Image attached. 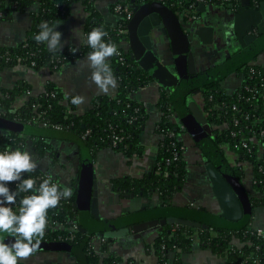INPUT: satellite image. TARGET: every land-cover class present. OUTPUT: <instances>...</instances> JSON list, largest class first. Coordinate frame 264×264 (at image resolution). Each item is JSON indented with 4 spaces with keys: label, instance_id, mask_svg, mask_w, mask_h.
Segmentation results:
<instances>
[{
    "label": "trees",
    "instance_id": "16d2710c",
    "mask_svg": "<svg viewBox=\"0 0 264 264\" xmlns=\"http://www.w3.org/2000/svg\"><path fill=\"white\" fill-rule=\"evenodd\" d=\"M96 1L0 0V23L12 13L27 11H30L33 19L31 30L21 43L15 46H0V72L7 67L30 65L31 62L35 63L34 69L48 67L54 72L58 57L63 59V64H67L80 55L91 53L93 49L87 44L75 55L70 50L52 53L46 49L43 42L35 40V36L41 31L39 27L41 22H47L51 27L54 22L67 16L72 4L80 3L87 15L84 28L86 37L93 28L102 27L107 33L105 42L117 46L119 54L111 57L109 63L118 83L116 95L114 97L100 95L93 100L89 110L77 114L74 112L75 105L71 104V98L65 100L52 83L48 82L45 91L38 96L28 95L29 88L24 85L13 90H1L0 117L16 119L23 126H27L30 121L31 127L38 128H41L40 123H46L48 128L42 129L63 134L64 139L68 140L73 136L84 137L93 159L103 149H112L128 159L140 157L143 147L139 143V134L148 114L143 104L134 99L133 93L139 88L150 85L152 79L130 59L129 52H125L120 47L127 35H118V30L127 29L128 22L120 18L114 27L103 25L96 8ZM191 1L165 0V3L171 11L178 14L188 10ZM262 1L259 0L260 3ZM132 2L140 4L141 0H117L111 11L115 12L114 7L117 5L130 7ZM34 8L36 10L32 11ZM256 43L260 45L254 48L252 44L241 52L247 54L245 61L234 67L233 72L242 74L244 79L242 87L233 94H226L220 86L225 75L217 80H202L198 85L190 80V86L185 92L186 96L180 99L179 107L175 106V100H171L170 93L160 90L157 108L161 113V120L157 124L156 133L162 139L153 172L150 176L141 178H118L111 181L114 191L133 195L141 193L145 197L156 194L160 203L151 209L137 210L106 220L108 230L128 228L134 232L133 229L142 223L150 221L158 223L166 218L191 220L207 226V228L195 229L180 225L163 227L159 223L154 225L153 227L159 226L163 230L146 248L155 257L156 264H168L170 257L172 264H182L183 256L192 252L196 242L199 247L219 256L223 260L221 264H264V235L257 236L252 231L254 210L264 207V66L250 64L264 50V34L257 36L254 44ZM196 87H199L202 97L201 110L212 127L213 139L209 137L202 139L205 157L233 189L243 187L249 197L252 210L244 213L243 218L236 223L213 215L201 206H176L171 202V194L178 187H183L188 174L183 157L184 145L180 137L181 126L176 122V116L181 118L187 114L185 100ZM23 94L28 95L27 99L22 105L15 106L16 99ZM37 115L40 116L39 120L32 121ZM54 126H58L60 130L53 129ZM86 131H89V134L85 135ZM114 138H121L115 146L112 143ZM54 139L8 133L4 150L23 151L29 141L32 151L39 159L44 157L54 159L55 152L52 145ZM226 151L234 155L233 163L227 159ZM243 164H247L250 168L255 196H252L244 186ZM44 173L35 170L26 173L24 178L35 179L36 176ZM51 182L56 183L61 191L64 190L56 180L53 179ZM76 182V179L72 181L71 196L61 199L57 208L49 209L48 221L61 222L65 226L68 222L77 223L79 229L84 228L86 233L83 234L78 230L75 239L68 240L66 230L46 228L41 241L58 243L61 246L59 252L69 254L77 264H80L79 253L86 264H121V257L109 251L113 240L96 236L100 231H98L100 222L90 214V197L78 198L74 189ZM8 186L18 191L16 183ZM33 194H36V189L31 192H19L13 209H19L21 200ZM86 220L91 224L89 228L83 223ZM93 240H97L100 245L97 252L90 248Z\"/></svg>",
    "mask_w": 264,
    "mask_h": 264
},
{
    "label": "crops",
    "instance_id": "0c3cea01",
    "mask_svg": "<svg viewBox=\"0 0 264 264\" xmlns=\"http://www.w3.org/2000/svg\"><path fill=\"white\" fill-rule=\"evenodd\" d=\"M116 2L117 0L96 1V8L103 25L114 27L118 24L120 20L119 16L114 11H111V7ZM199 7L200 6H198V8ZM203 7L204 10L200 13L197 8V12L199 13L198 21L194 22L191 26L185 27V32L190 39V52L192 57L190 64L186 62V68L185 66L184 68L187 71L196 73V75H192L191 77L197 76L195 80L197 85L198 83H202L203 75H208L216 71V69H221L224 63L234 55L240 54L252 44L254 48L260 45L258 43L254 44L255 40L246 48H241V44L243 43L242 40L239 41V39L237 40L234 37L237 33V30L234 28V16L237 13L232 15L226 14L223 9H219L220 6ZM256 9H258V7ZM34 10L36 9L34 8L32 11ZM86 18L87 15L82 5L80 3L72 4L67 16L57 20L52 25L55 26L59 23L55 30L62 33V49L51 50L47 43L43 42L46 49L49 52L56 53L70 50L71 47H76L79 51L86 42L84 37ZM32 25L33 19L30 11L12 13L5 21L0 23V46L18 45L29 34ZM239 26H241V22ZM76 29L80 30L79 34L74 31ZM156 44V52L161 59V63L164 67H167L172 74H176L177 71H175L176 68L174 69V63L170 55V47L166 37L159 35L156 38ZM120 47L125 52L128 51V45L124 41L121 43ZM88 54L89 53L80 55L73 62L65 64L57 72H51L48 67H42L40 69H31L24 66L7 67L0 72V97H2L1 90H13L16 87L24 85L29 88L28 95L38 96L45 91V86L49 82L52 83L64 97L65 94L68 95V98H72L77 94L84 96L86 98L85 102L80 106L75 105L74 110L75 113L81 114L90 109L96 97L100 95L114 97L118 89L117 83L116 88L110 89L107 93H101L97 90L95 84H92L90 80L91 69L87 65ZM246 55L247 54H243L238 63L244 62ZM110 61L111 58L109 59V63ZM238 63H236V65H239ZM250 64L264 66V50L259 53L256 59L251 61ZM235 66L228 68L225 75L226 77H224L220 83L222 90L226 94L235 93L243 84V75L233 72ZM180 67L182 70L184 69L183 66ZM188 82V80H185L183 85L188 87ZM160 90H163V88L152 79L150 85L139 88L133 93L134 99L143 104L148 114L146 123L139 134V143L143 147L142 155L140 157L128 159L112 149H103L100 150L94 158V175L97 179L99 189L98 216L100 224L103 223L102 220H108L137 210H143L144 208L151 209L157 207L160 203L156 194L146 197L142 196L141 193L139 195L126 194L128 195L126 196L124 193L114 191L111 185V181L118 178H141L143 176H150L151 170H153L154 164L156 163V157L162 139L161 136L156 133L157 124L161 120V113L157 108ZM191 94L192 98L187 99L189 95L186 97V103L188 104L193 101L201 110L202 97L200 92H192ZM28 95L23 94L18 97L15 101V106L22 105ZM174 102H176V107L181 106L178 99ZM188 113L189 111L187 114ZM10 121L19 123L15 120ZM7 135L8 132L0 130V152H2L7 145ZM180 137L184 145L183 157L187 164L188 174L183 187L180 189L177 188V190L171 194V202L176 206H201L206 208L209 212H216L219 208L212 195L207 176L204 172L202 154L195 145L194 140L185 132H182ZM52 145L55 152L54 159L50 157L39 159L32 151L29 141L23 151H28L30 154L32 153L34 155V161L37 164L36 170L49 174L52 179L56 180L63 187V189L68 188L72 192L71 184L72 181L76 179L79 166V156L74 154L76 147L72 143L60 141H53ZM64 146L68 147L67 152L70 154L69 157H62L63 154L67 155L65 153L60 154L61 151L59 149ZM226 156L230 163L235 161V157L232 153L226 151ZM242 167L245 170L244 186L252 196H255L256 194L252 190L250 168L247 164H243ZM49 168L53 169V173L49 171ZM251 210L252 208L250 207V211ZM93 218L96 219L94 216ZM252 219L253 228L261 229L264 233V207L256 208ZM83 223L87 227L91 225L89 220ZM102 228L104 227L99 226L98 231ZM144 231L146 230L133 232L135 234L133 237L129 236L127 233V238L126 236L120 237L122 238L120 239L121 241H119V238L114 239L109 251H113L121 257V264H156L155 257L150 254L146 248L148 245L150 246L152 244L154 236L148 235L143 237ZM236 245L239 246L237 243ZM97 247L99 248L100 245L98 244ZM57 253L68 255L72 259L70 263L77 264L74 258L69 254L65 252ZM24 261L26 262V260H21L20 264H25ZM222 262L223 260L219 256L207 249L199 247L197 242L192 252L184 255L182 258V264H221ZM28 264L32 263L28 262ZM168 264H172L171 257Z\"/></svg>",
    "mask_w": 264,
    "mask_h": 264
},
{
    "label": "water",
    "instance_id": "95a60500",
    "mask_svg": "<svg viewBox=\"0 0 264 264\" xmlns=\"http://www.w3.org/2000/svg\"><path fill=\"white\" fill-rule=\"evenodd\" d=\"M130 8L133 15L128 22L126 29L127 37L124 39V42L128 45L130 59L135 61L138 67L147 73L151 79L157 82L164 91L170 93L171 100L174 101V99H178L180 101V99H184L186 96L185 92H187L190 84L188 82L189 86L185 87L183 82L185 80L195 81L197 76L191 77L192 75H196V73L185 70V64L186 62L190 64L192 56L190 52L189 36L184 32L179 18L167 6L159 2L143 4H134L132 2ZM203 10L204 7L201 5L198 8V12L200 13ZM255 12L257 14L256 20L258 19L259 22H253L252 24L258 28V33L257 35L250 34V30L243 33L241 48H246L257 39L258 35L264 34V0L260 3L258 9L250 8V0H240V9L234 16L235 29L241 27L239 26L240 22L241 25H244L246 22L249 23V21H252L250 19L253 18V13ZM159 35L166 37L168 40L174 69L176 68L175 71H177L176 74H172L167 67L163 66L156 52V38ZM180 66H183V68L185 66V68L182 70ZM198 91H200V89L196 87L193 92ZM186 106L189 113L182 118L176 116V122L182 127L181 132H185L194 140L195 145L202 154L204 172L207 176L212 195L219 208L218 211L211 213L224 220L236 223L243 218L244 213L250 211L251 205L249 197L243 187L233 189L215 167L208 162V159L205 157V148L203 147L202 139L206 137L213 139L212 127L207 122L203 112L193 101ZM0 130L8 133H20L26 137L55 138L53 141L61 140V142L74 144L76 147L75 155L79 156V166L76 174L77 182L75 185L76 194L79 199L90 197V213L99 220V189L97 179L94 175V159L90 149L81 137L73 136L69 138V140L64 139L63 134L38 127L23 126L22 124L12 122L3 117H0ZM152 172L153 170H151V173ZM178 189H180V187H178ZM102 222L100 226L104 228L96 233L97 237L114 240L116 238L125 237L126 233L129 231L128 228L108 230V222L106 220H102ZM158 223L161 227L165 225H180L195 229L207 228L206 225L199 222L176 218H166L160 220ZM158 223H142L133 230L134 232H140ZM79 230L83 234L86 233L84 228H80ZM15 239L17 238L14 235L0 232V240H3L5 243L11 244ZM60 248L61 246L58 243L41 241L35 253L59 252ZM78 258L80 264H86V261L80 253Z\"/></svg>",
    "mask_w": 264,
    "mask_h": 264
},
{
    "label": "clouds",
    "instance_id": "9594fccd",
    "mask_svg": "<svg viewBox=\"0 0 264 264\" xmlns=\"http://www.w3.org/2000/svg\"><path fill=\"white\" fill-rule=\"evenodd\" d=\"M50 27L47 22H41L37 42H46L49 49L61 50L63 47L62 33L56 31L58 26ZM79 34L80 30H74ZM107 33L101 28H93L86 37L87 45L93 49L87 57V65L91 69L90 80L101 93H107L117 86L116 77L109 64V59L118 55L117 46L105 42ZM83 42V41H82ZM73 55L78 51L71 47ZM68 95L65 94V100ZM86 98L75 95L71 104L80 106ZM37 168L32 155L28 151L6 150L0 152V232H6L17 237L11 244L0 240V264H20L21 260L28 259L35 253L44 238L48 226V211L60 205L61 199L71 196V190L63 191L51 179L45 180L36 188L37 181L24 178L26 173H32ZM19 182V183H17ZM16 183L17 190H12L8 185ZM36 189V194L25 196L21 200L18 213L13 210L19 192H31Z\"/></svg>",
    "mask_w": 264,
    "mask_h": 264
},
{
    "label": "built area",
    "instance_id": "2783aa9c",
    "mask_svg": "<svg viewBox=\"0 0 264 264\" xmlns=\"http://www.w3.org/2000/svg\"><path fill=\"white\" fill-rule=\"evenodd\" d=\"M149 2H159V3L167 6L165 3V0H141L140 4L149 3ZM259 4H260L259 0H250V6L251 7L257 8V7H259ZM201 5L202 6H221V7L231 8L234 10L236 7H238L240 5V0H192L190 5H189L188 10H186L185 12L176 14L180 20V23H181V26H182L184 32H185L186 26H191L194 22L198 21L199 13L197 12V8H198V6H201ZM114 10L118 15L119 14L123 15V17L119 15V18L124 19L127 22H129V20L131 19L132 15H133L132 10L130 9V7H127V6L123 7V6L117 5L114 7ZM121 34L122 35L126 34V29L119 28L118 35H121ZM84 37H85V41H86V35L85 34H84ZM85 44H87V43L85 42ZM56 64H57L55 67L56 71H54V72H57L58 70H60L65 65V64H63V59L61 57L57 58ZM16 66H24L26 68L34 69L35 63L31 62L30 65H16ZM263 98H264V96H263ZM233 110H235V108H233ZM39 118H40V116L37 115L32 121L37 122L39 120ZM14 120L18 121L16 119H14ZM235 123L236 124L238 123L237 120L235 121ZM26 125L30 126L31 125L30 121ZM39 126L41 128H48V125L46 123H40ZM52 128L55 130H60L58 126H54ZM180 128L182 129V127H180ZM87 134H89V131H86L85 135H87ZM81 138L84 140V137H81ZM120 141H121V138H114V140L112 141L113 146H115ZM181 149H183V147ZM4 151H6V150H3L2 152H4ZM48 179L53 180L50 177V175L47 173L40 174V175L36 176V178H35V180L37 181L36 186L39 187L40 183H42L43 181L48 180ZM12 208H13V205H12ZM13 210L18 213L19 209H13ZM47 228H49L51 230H61V229L66 230V233H67L66 239H68V240H74L76 237V233L79 230V226L77 225V223L68 222L67 226H65V224H63L61 222L51 221V220L48 221ZM252 231L255 232V234L257 236H263L264 235V233L261 229L252 228ZM59 238H61V237H59ZM97 245H98V241L93 240V242L90 243V248L93 251L97 252V250H98Z\"/></svg>",
    "mask_w": 264,
    "mask_h": 264
},
{
    "label": "rangeland",
    "instance_id": "374dc122",
    "mask_svg": "<svg viewBox=\"0 0 264 264\" xmlns=\"http://www.w3.org/2000/svg\"><path fill=\"white\" fill-rule=\"evenodd\" d=\"M240 54H236L233 57H231L229 60H227V62L224 63V66L221 67V69H216V71H214L213 73H209L208 75H203L202 79L204 81H211V80H217L221 78L222 76L226 75L228 68L233 67L236 65V63H238L241 56L243 55L242 53ZM190 98H192V94L189 95L187 99H190ZM31 155L34 159V155L32 153ZM49 171L53 173L52 168H49ZM71 260L72 259L68 255H62L57 252H40V253H33L28 259H26V262L25 261L24 262L25 264L26 263L28 264V262L32 264H71L70 263Z\"/></svg>",
    "mask_w": 264,
    "mask_h": 264
},
{
    "label": "flooded vegetation",
    "instance_id": "af4514ba",
    "mask_svg": "<svg viewBox=\"0 0 264 264\" xmlns=\"http://www.w3.org/2000/svg\"><path fill=\"white\" fill-rule=\"evenodd\" d=\"M250 8H252V7H250ZM219 9H223V11H224V13H226V14H230V15H232V14H236L238 11H239V9H240V5L238 6V7H236L234 10L233 9H231V8H227V7H219ZM254 9V8H253ZM256 9V8H255ZM256 16H257V14H256V12L255 13H253V18L252 19H250V20H252V21H249V23L248 22H246V24H244V25H241V27H239L238 29H236L237 30V33H236V35H234V37L238 40V36H239V39L240 40H242V42H243V33H245L247 30H250V34H256L257 35V33H258V28L257 27H255L252 23L253 22H259L258 21V19L256 20ZM61 142V141H60ZM61 152H60V154L61 153H65V154H67V155H62V157H66V156H68L69 157V155L70 154H68V152H67V150H68V147H66V146H64L63 148L62 147H60V149H59ZM59 152V151H58ZM76 152V151H75ZM75 152H74V154H75ZM60 154H58V155H60ZM125 195L127 194V193H124ZM124 194H123V196H124ZM130 195V194H129ZM126 196H128V195H126ZM145 209V208H144ZM143 209V210H144ZM151 222V221H150ZM120 230V229H119ZM146 231H144L143 232V234H144V236L143 237H146V236H148V235H150V236H154L153 237V239L155 240L157 237H158V233L160 232V231H162L163 230V228L161 229L159 226H155V227H153V226H151V227H147L146 229H145ZM128 235L129 236H135V234L133 233V231H128ZM126 238H127V233H126ZM120 239H122V238H119V241H121ZM153 240V241H154ZM114 241V240H113ZM113 241H112V243H113Z\"/></svg>",
    "mask_w": 264,
    "mask_h": 264
}]
</instances>
